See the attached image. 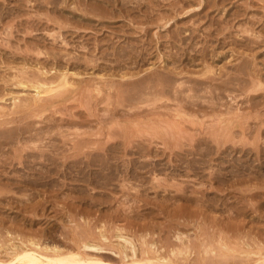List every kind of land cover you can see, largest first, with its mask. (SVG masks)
I'll use <instances>...</instances> for the list:
<instances>
[{
  "label": "rangeland",
  "instance_id": "374dc122",
  "mask_svg": "<svg viewBox=\"0 0 264 264\" xmlns=\"http://www.w3.org/2000/svg\"><path fill=\"white\" fill-rule=\"evenodd\" d=\"M44 68L75 87L36 112ZM0 232L4 263L264 259V0H0Z\"/></svg>",
  "mask_w": 264,
  "mask_h": 264
},
{
  "label": "bare ground",
  "instance_id": "6f19581e",
  "mask_svg": "<svg viewBox=\"0 0 264 264\" xmlns=\"http://www.w3.org/2000/svg\"><path fill=\"white\" fill-rule=\"evenodd\" d=\"M121 1V0H120ZM167 1V0H166ZM111 2V1H110ZM125 2V1H124ZM170 6V5H169ZM171 8V7H170ZM176 8V7H175ZM177 8H179V7H177ZM171 10H172V8H171ZM176 10V9H175ZM254 20V19H253ZM260 20V19H259ZM172 21V20H171ZM228 26V25H227ZM222 27V26H221ZM224 27V26H223ZM228 28V27H227ZM225 29V28H224ZM229 29V28H228ZM142 30V29H141ZM193 30V29H192ZM245 32V31H244ZM222 33V32H221ZM221 36V35H220ZM256 36V35H255ZM263 37V36H262ZM260 39V38H259ZM256 40V39H255ZM243 45V44H242ZM149 54V53H148ZM178 55V54H177ZM58 57V56H57ZM121 58V57H120ZM144 58V57H143ZM180 58V57H179ZM33 59V58H32ZM146 59V58H145ZM183 59V58H182ZM40 60V59H39ZM48 60V59H47ZM72 60V59H71ZM90 60V59H89ZM179 60V59H178ZM36 61H38V60H36ZM49 61V60H48ZM47 61V62H48ZM70 61V60H69ZM76 61V60H75ZM244 61V60H243ZM250 61V60H249ZM68 62V61H67ZM79 62V61H78ZM116 62V61H115ZM179 62V61H178ZM46 63V62H45ZM44 63V64H45ZM142 63V62H141ZM145 63V62H144ZM49 64V63H48ZM89 64V63H88ZM97 64V63H96ZM95 64V65H96ZM115 64V63H114ZM249 64V63H248ZM244 65V64H243ZM246 65V64H245ZM90 66H92V65H90ZM251 66V65H250ZM241 67V66H240ZM40 68V67H39ZM43 68V67H42ZM41 69V68H40ZM49 70V69H48ZM48 70H45V68L42 70V72H41V74H42V76H43V78H46V76L44 77V75H46V74H48ZM53 70V69H52ZM52 70H50V71H52ZM153 70V69H152ZM39 71V70H38ZM172 71V72H171ZM171 71H169V72H167V74L168 73H174V74H176L177 75V77H178V75H180L181 73H178V72H175V71H173V70H171ZM245 71V70H244ZM243 71V72H244ZM40 72V71H39ZM39 72H37V73H39ZM210 73H212L213 71H209ZM36 73V75H38ZM55 73H56V71L54 72V75H55ZM155 73V72H154ZM49 74L50 75H52L53 76V73L51 74V72H49ZM57 74V73H56ZM61 74V73H60ZM67 74H69V73H67ZM245 74V73H244ZM155 75V74H154ZM157 76H159L158 74H156ZM232 75V74H231ZM49 76V78L47 77L46 79H42V77L41 78H39L40 77V73H39V76L37 77V76H35V78L34 77H31V78H26V77H22L21 79H26L24 82H22L21 84L22 85H26V84H29V83H31V84H33V85H31V86H34V87H36L37 89V91H38V89H39V91H40V89L42 90L41 92H42V94L44 93V94H47L46 93V91L45 90H47V91H55V90H58L59 89V91H56L57 93H60L59 95L56 93V92H53L54 94H50L51 95V97L52 98H43V95H41V97H38V98H35V100L33 99V103H29V102H31V101H29L28 100V104L26 105V106H28V105H37L36 107H37V109H36V112H42V111H44L46 108H48V106H50L51 104H52V100H54L55 98L56 99H58L59 97L61 98L62 96L64 97V94H63V92L65 93V92H67V90L66 89H68V88H66V87H68V86H73V85H71V83H70V79H68L67 78V76H69V75H67L66 76V73L65 74H63V75H57V77L55 76ZM148 76V75H147ZM152 76H153V74H152ZM165 76V75H164ZM221 76V75H220ZM51 77V78H50ZM166 78H161V79H157V77H156V79H152V80H150V79H147L148 81H147V83L149 84H147L146 83V85H148L147 86V88L149 89V90H152L150 93H151V95H155L154 97H158V96H160V94L161 95H163V93L165 94V92L166 91H168V90H173V92L176 94H181V89H182V87L181 88H177V86H176V81H177V79H175V78H172V76L171 77H169V75L168 76H165ZM181 77V76H180ZM138 78V77H137ZM141 78V77H140ZM139 78V79H140ZM153 78V77H152ZM207 78H210V77H207ZM232 78V77H231ZM58 79V80H57ZM173 79H175V81H173ZM189 79V78H188ZM187 79V80H188ZM195 79V78H194ZM205 79V78H204ZM213 79V78H212ZM211 78L210 79H208V80H212ZM54 80H57V83H56V85H57V88L55 89H53V90H49V89H52V87H47V85H48V83H52ZM133 80H135V79H133ZM141 80H144V78H142ZM146 80V79H145ZM155 80H157V81H155ZM228 80V79H227ZM236 80V79H235ZM239 80V79H238ZM238 80H236V81H238ZM207 81V80H206ZM205 81V82H206ZM225 81V80H224ZM20 82V81H19ZM141 81H139V83H140ZM145 82V81H144ZM185 82V81H184ZM183 82V83H184ZM195 82V81H194ZM204 82V81H203ZM202 82V83H203ZM245 82V81H244ZM122 83V82H121ZM124 83V82H123ZM122 83V84H123ZM178 83V82H177ZM180 83V82H179ZM196 83H200V82H196ZM222 83H223V81H222ZM252 83V82H251ZM254 83V82H253ZM252 83V84H253ZM111 84V83H110ZM122 84H120V83H118V85L119 86H117V85H111L112 87V89H115L116 90V92L117 93H119V95H120V93H122L123 91H124V89H123V85ZM137 84H138V82H137ZM136 84V85H137ZM141 84V83H140ZM181 84V83H180ZM224 84V83H223ZM231 84V83H230ZM123 87H122V86ZM124 85H127V86H130L131 84L130 83H124ZM132 85H134V84H132ZM130 86V87H133V86ZM142 85V84H141ZM150 85H151V87H150ZM229 85V84H228ZM235 85V84H234ZM238 85V84H237ZM242 85V84H241ZM27 86V85H26ZM46 86V87H45ZM232 86V85H231ZM33 87V88H34ZM75 87V86H74ZM74 87H71L72 89H74ZM108 87H110L109 85H108ZM120 87V88H119ZM140 87V86H139ZM254 87V86H253ZM64 88V89H63ZM123 90H122V89ZM136 88H138V85H137V87ZM187 88V87H186ZM192 88V87H191ZM195 88V87H194ZM194 88H192L193 90H194ZM243 88V87H242ZM60 89H62V90H60ZM111 89V90H112ZM127 88H125V90H126ZM131 89V88H130ZM135 89V88H134ZM197 88H195V90H196ZM35 90V89H34ZM68 90H70V89H68ZM97 90H99V89H97ZM101 90V89H100ZM119 90V91H118ZM128 90H129V87H128ZM127 90V91H128ZM143 90V89H142ZM146 90V89H145ZM246 90V89H245ZM256 90V89H255ZM71 91V90H70ZM75 90H73L72 92H74ZM122 91V92H121ZM126 91V92H127ZM140 91V90H139ZM242 91V90H241ZM244 91V90H243ZM250 91V90H249ZM253 91V90H252ZM257 91V90H256ZM108 92V91H107ZM131 91L129 90V93H130ZM138 92V91H137ZM143 93H144V91H142ZM169 92V91H168ZM183 92H184V90H183ZM70 93V92H69ZM69 93L67 94V95H69ZM124 93V92H123ZM146 94V93H145ZM166 94H168V93H166ZM39 95V94H38ZM37 95V96H38ZM137 95V94H136ZM34 97V96H33ZM136 97V96H135ZM146 97V96H145ZM148 97H150V96H148ZM191 97V96H190ZM137 98H139V97H137ZM181 98H182V96H181ZM50 99H52V100H50ZM55 99V100H56ZM142 99V98H141ZM146 99V98H145ZM186 99V98H185ZM187 99H188V97H187ZM17 100V99H16ZM54 100V101H55ZM133 100V99H132ZM190 100H192V99H190ZM38 101H40V102H43V103H39ZM17 102V101H16ZM137 102V101H136ZM184 102V101H183ZM21 103H23V102H21L20 101V103L18 102L17 104H15L17 107L19 106V108H21L22 107V105H23V107H25V104H21ZM132 103V102H131ZM177 103V102H176ZM186 103V102H185ZM188 103V102H187ZM195 103V102H194ZM192 105V104H191ZM33 106V107H34ZM22 107V108H23ZM29 108V107H28ZM228 108V107H227ZM178 109H179V107H178ZM230 109V108H229ZM225 122H227V127H228V122H229V120L227 119V120H225ZM0 234H1V232H0ZM264 234V233H263ZM80 236V235H79ZM121 236V235H120ZM183 236V235H182ZM181 236V237H182ZM81 237V236H80ZM105 237V236H104ZM129 238V237H128ZM14 239V238H13ZM107 239V238H106ZM179 239V238H178ZM183 239V238H182ZM124 240V239H123ZM180 240V239H179ZM252 240V239H251ZM8 241V240H7ZM12 241H14V240H12ZM16 241V240H15ZM23 241V240H22ZM28 241V240H27ZM131 241H132V239H131ZM6 242V241H5ZM18 242H21V241H18ZM33 242H34V240H33ZM32 242V244L33 245H37V243L36 242H34L33 243ZM93 242H94V240H93ZM92 242V243H93ZM125 242V241H124ZM130 242V241H129ZM144 242H146V241H144ZM180 242H182V241H180ZM221 242V241H220ZM2 243H3V241H2ZM8 243V242H7ZM13 243V242H12ZM24 243V242H23ZM28 243H30L31 244V242H28ZM87 243H89V242H87ZM95 243V242H94ZM98 243V242H97ZM126 243V242H125ZM147 243V242H146ZM146 243H145V245H146ZM248 243H250V242H248ZM255 243H257V242H255ZM254 243V244H255ZM6 244V243H5ZM4 244V247L6 246V248H7V245H5ZM16 244V243H15ZM20 244V243H19ZM26 244V243H25ZM99 244V243H98ZM149 245L151 244V243H148ZM148 244H147V247H148ZM239 244V243H238ZM243 244H245V243H243ZM260 244V243H259ZM33 245H31L32 247H34L33 249H26V250H21L19 253H16V254H14V256H13V258H12V260H8L9 261V263H7V262H5L6 264H97L96 262H93V261H89V262H87V261H84L85 259H82L79 255H77V254H67V252L65 253V254H62V253H55L54 255H45V254H47V253H42L45 249H43V251L41 252V251H39L41 248H40V245L38 244V246H39V249L38 248H36V249H38V251H36V249H35V246H33ZM77 245H78V243H77ZM128 245V244H127ZM143 246H144V244H142ZM184 245V244H183ZM234 245V244H233ZM251 245H253V244H251ZM256 245V244H255ZM262 245V244H261ZM0 246H1V240H0ZM2 246H3V244H2ZM22 246V245H21ZM20 246V247H21ZM100 246V245H99ZM129 246V245H128ZM130 246H132L131 244H130ZM135 246H137V245H135ZM134 246V247H135ZM230 246V245H229ZM238 246V245H237ZM236 246V247H237ZM250 246V245H249ZM258 245H256V247H257ZM9 247H11V246H9ZM29 247V246H28ZM37 247V246H36ZM79 247V246H78ZM80 247H82L81 245H80ZM101 247V246H100ZM121 247V246H120ZM151 247V246H150ZM161 247V246H160ZM184 247L185 248H187V246L186 245H184ZM224 248H222V249H224V250H227V251H229V248L227 247V246H223ZM251 247V246H250ZM264 247V246H263ZM262 247V248H263ZM3 248V247H2ZM24 248V247H23ZM45 248V247H44ZM47 248H50V247H47ZM85 248V247H84ZM83 248V249H84ZM91 248V247H90ZM89 247L87 248V249H90ZM95 248V247H94ZM102 248V247H101ZM124 248V247H123ZM133 248V247H132ZM144 248H145V246H144ZM152 248H153V246H152ZM189 248V247H188ZM187 248V250H189ZM232 248V247H231ZM260 248H261V246H260ZM13 249H15V248H13ZM78 249V248H77ZM98 249V248H97ZM126 249H127V246H126ZM131 249V248H130ZM155 249V248H154ZM179 251L177 252V255L178 254H183V249H181L180 247H179ZM233 249V248H232ZM232 249H230V250H232ZM244 249H248V248H244ZM5 250V249H4ZM7 250V249H6ZM52 250V249H51ZM50 250V251H51ZM58 250V249H57ZM80 250V249H79ZM101 250V249H100ZM122 250V249H121ZM138 250V249H137ZM143 250V252L145 251V253H147L148 254V250L146 251V248L145 249H142ZM159 250V249H158ZM158 250H156L157 252H158ZM209 250V249H208ZM236 250H238V249H236ZM256 250V249H255ZM262 250V249H261ZM261 250H260V254H259V252H258V255H261L262 256V253H261ZM264 250V249H263ZM262 250V251H263ZM15 251H16V249H15ZM19 251V250H18ZM61 251V250H60ZM69 251H71V250H69ZM89 251H91V250H89ZM95 251V250H94ZM150 251H152V250H150ZM154 251V250H153ZM152 251V253H154ZM163 251V250H162ZM173 251V250H172ZM175 251H176V249H175ZM248 251H249V249H248ZM251 251H253V250H251ZM257 251V250H256ZM2 252V251H1ZM8 252V251H7ZM39 252V253H38ZM53 252H55V250L53 251ZM63 252V251H62ZM76 252V251H75ZM74 252V250H73V253H75ZM88 252V251H87ZM122 252V251H121ZM131 252H132V250H131ZM142 252V253H143ZM221 252V251H220ZM245 254L247 253V252H245V251H243ZM3 253H5V252H3ZM10 253V252H9ZM15 253V252H14ZM127 253V252H126ZM130 253V252H129ZM128 253V254H129ZM135 253H136V251H135ZM140 253V252H139ZM190 253V252H189ZM188 253V254H189ZM207 253H209V252H207ZM243 253V254H244ZM48 254H50V252L48 253ZM93 254H95V253H93ZM120 254V253H119ZM122 254V253H121ZM138 254V253H137ZM141 254V253H140ZM144 254V253H143ZM157 254V253H156ZM159 254V253H158ZM173 254V253H172ZM171 254V255H172ZM176 254V253H175ZM210 254V253H209ZM214 254V253H213ZM212 254V255H213ZM222 254H225V253H222ZM228 254H230V253H228ZM227 253H226V255H224V256H226V258H227V255H228ZM236 254H239V251H238V253L236 252ZM236 254L234 253H232V255H231V257L233 256V258L234 259H236V261L238 262V260H237V258H239V255H238V257H236ZM251 254L253 255L254 253H251L250 252V255L249 256H251ZM255 254L257 255V253L255 252ZM254 254V255H255ZM6 256L8 255L7 253L5 254ZM13 255V254H12ZM127 255V254H126ZM133 255H134V253H133ZM161 255H164V253L163 254H161ZM168 255V254H167ZM184 255V254H183ZM186 255V254H185ZM242 255V254H241ZM1 256V255H0ZM9 256H10V254H9ZM86 256V255H85ZM130 256V255H129ZM128 256V257H129ZM143 256V255H142ZM148 256V255H147ZM155 256V255H154ZM174 257H172V258H174V259H176V257H178V256H175V255H173ZM228 256H230V255H228ZM249 256H247V257H249ZM4 257V256H3ZM94 257V256H93ZM122 257V256H121ZM127 257V258H128ZM135 257H137V256H135ZM144 257H145V255H144ZM155 257H157V256H155ZM159 257H160V254H159ZM168 258L170 257L169 255L167 256ZM166 256H165V258H166V261H165V258H157V259H155V258H152V256H150V257H147V258H142V259H133V260H131L130 262L128 261V262H121V263H114V262H110V261H97L98 262V264H175L174 262H172L170 259L169 260H167L168 258H167ZM210 257H212V256H210ZM214 257V256H213ZM236 257V258H235ZM247 257H245V258H247ZM184 258H186V257H184ZM183 258V260H185ZM249 258H251L252 259V256L251 257H249ZM1 259V261H2V257L0 258ZM11 259V258H10ZM96 259H97V257H96ZM95 259V260H96ZM100 259V258H99ZM102 259V258H101ZM126 259V258H125ZM214 259V258H213ZM217 259V258H216ZM222 259V258H221ZM232 259V258H231ZM248 259V258H247ZM260 259V258H259ZM261 259H263V257H261ZM261 259H260V261H255V263L256 264H264V259L261 261ZM91 260V259H90ZM177 260H179V258L177 259ZM182 260V261H183ZM187 260V259H186ZM206 260V259H205ZM222 260H225V259H222ZM233 260V259H232ZM0 261V264H5L4 262H1ZM120 261H121V259H120ZM123 261V260H122ZM127 261V260H126ZM165 261V262H164ZM180 261V260H179ZM204 261V260H203ZM212 261H214V260H212ZM217 261V260H216ZM226 261H227V263L226 264H228V260L226 259ZM235 261V262H236ZM177 262V261H176ZM218 262L220 263V262H222V261H219L218 260ZM224 262V261H223ZM244 262V261H243ZM181 263V262H180ZM225 263H223V264H225ZM240 263V262H239ZM176 264H178V263H176ZM186 264V263H185ZM191 264V263H190ZM203 264V263H202ZM215 264V263H214ZM229 264H231V262L229 263ZM235 264V263H234ZM242 264H244V263H242Z\"/></svg>",
  "mask_w": 264,
  "mask_h": 264
}]
</instances>
